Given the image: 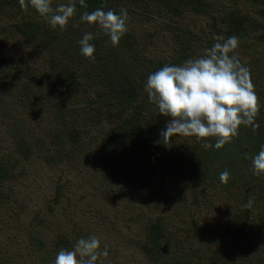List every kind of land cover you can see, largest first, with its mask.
<instances>
[{"label":"trees","instance_id":"16d2710c","mask_svg":"<svg viewBox=\"0 0 264 264\" xmlns=\"http://www.w3.org/2000/svg\"><path fill=\"white\" fill-rule=\"evenodd\" d=\"M67 2L53 0V7ZM86 5L82 7L76 0L75 15L64 30H60L53 29L32 7L22 8L19 0H0V100L10 91L20 103L31 95L36 110L43 107L46 99L48 104L54 105L60 100L56 97L60 94L96 91L97 97L91 102L94 107L90 114L85 113L79 120L75 119L68 131V138L75 146L74 141L90 136L88 131L92 127L101 128L104 121L109 124L102 129H106L105 138L97 136L96 140L90 142L94 144L95 141L103 140L100 163L94 164L93 175H89L91 178L87 183L89 204L96 205L101 199L100 202L112 211L113 202L121 201L119 187L114 186L125 178L130 181L133 193L143 191L152 204H162L176 213L181 212V216L186 212L188 218L191 214L190 204L178 201L186 190L180 195L175 194L182 188L181 178L188 173L198 178H194L195 182L215 185L219 194L230 198L237 205L226 235L229 242L222 249L215 248L223 253L221 262L209 264H229L235 259H239L238 264H264L263 247L259 246L256 256L253 251L242 254L247 231L255 224H258L256 231L259 244L264 243L263 214H252L264 202V175H254L251 165V157L264 144V49L256 43L258 41L264 45V0H86ZM101 7L105 11L112 9L117 13L121 8H126L128 19H132L139 28L154 24L164 37L161 42L171 48V54L165 59L150 58L141 48L142 43L133 31H127L114 47L98 26L79 19L82 13ZM190 18L201 20L203 25L200 28L190 27L186 21ZM86 32L94 35L91 43L96 48L95 59L80 53L78 41ZM229 35H236L239 39V47L235 51L250 59L248 62H240L248 67L257 94L259 111L255 122L258 127L254 131L251 126L241 125L238 135L220 149L204 146L205 140L214 144L215 138L197 139L194 136L191 150L182 153L173 142V137L164 143L161 131L170 117L160 114L158 108L149 102L144 83L150 73L164 65H180L187 59L203 56L205 49L217 42L215 37L222 40ZM247 39H251L254 44H248ZM17 40L44 55L46 61L39 69L41 74L32 69H23L21 64L25 66L27 63L24 57L19 58L18 62L13 60L20 55L14 45ZM28 82L31 89L23 87ZM54 107L59 114L62 113L60 106L55 104ZM13 127L19 130V134L15 135L18 136L15 148H10L12 155L2 154L0 148V231L11 220L14 223L20 221L24 212V206L12 193L16 185L22 184L24 174L20 173V169L30 161L31 142L28 137L22 136L24 129L20 119ZM54 135L53 143L58 146L62 134ZM132 153L133 158L130 157ZM70 154L48 157L47 163L50 167L69 158ZM136 155L144 158V161L138 162ZM129 164L134 166L133 169H125ZM16 167H19L18 171ZM225 170L229 171L230 178L227 183H221L219 174ZM67 187L66 183L55 186L51 200L55 199L59 208H64L69 202L77 204L83 195L79 193L77 198V189L66 192ZM193 187L196 190L197 184ZM249 188L253 192H244ZM208 196L206 190L200 195L196 193L194 202L205 204ZM252 198L254 200L250 205ZM53 209L56 207L47 204L39 213H50ZM156 220V227L151 233L152 244L146 250V261L150 264H192L193 255L200 249L183 233H166L159 226L160 219ZM188 220L192 221L193 217ZM44 227L40 225L29 232L31 242L27 247L35 248V253H38V259L31 264H54L56 252L61 248L53 245V250L46 249V242L40 233ZM87 232L84 225H79L75 236L78 239L88 237L90 234ZM3 242L6 243L5 240ZM115 258L110 263L104 261V264H123ZM8 259L6 254L0 253V263L8 264Z\"/></svg>","mask_w":264,"mask_h":264},{"label":"rangeland","instance_id":"374dc122","mask_svg":"<svg viewBox=\"0 0 264 264\" xmlns=\"http://www.w3.org/2000/svg\"><path fill=\"white\" fill-rule=\"evenodd\" d=\"M186 21L192 28H200L203 25V22L196 18H190ZM157 28L154 24L139 28V25L134 24L132 19H128V32L132 33L133 31L136 34L142 43L141 48L147 52L146 55L150 58L165 59L164 57L171 54L172 50L161 42L164 41V37ZM247 40L248 44H254L251 39ZM256 43L264 49L262 43L258 41ZM14 45L20 51V55L13 60L18 62L19 58L24 57L27 63L25 66L21 64V67L27 70L32 69L41 74L39 69L41 64L46 61L44 55L32 50V48H27L18 40L14 42ZM235 52L240 61L248 62L250 60L243 53ZM23 87L31 89L30 82ZM56 97L60 99L59 101L55 99V104L62 108L60 109L61 114L57 112L58 109L54 107L55 104H48V99L46 102L43 101L42 108L35 110L34 99H31V95L20 103L10 91V94H6L4 98L1 97L0 100L1 153L12 155L10 148L12 146L15 148V144L18 142H16L18 136L15 135L19 134V130H16L13 125L19 119L23 122L22 136L28 137L27 139L31 142H29L31 144L30 161L23 164L20 169V173L24 174L22 184L16 185L12 193V196L16 195L19 199L18 202L24 206V212L21 214L20 221L14 223L11 220L10 224L4 226L3 231H0V253L6 254L9 259L10 257L13 258V260L8 259L10 261L8 264H31L38 259L35 248L30 249L27 244L31 242L30 230L38 228L40 225L45 226L40 233L46 242L45 246L48 251L53 250V245L71 248L78 240V237L75 236L76 229L79 225H84L88 229V234L95 235L100 239L102 249L107 248L109 254L103 258L105 262L110 263L113 257H116L115 259L123 264H133L134 262L150 264L146 261L148 258L146 250L152 244L151 233L156 227V218L160 219L159 226L166 233L184 234L189 241H192L200 249L193 255L192 264L220 263L223 253L215 248L222 249V246L229 242L226 235L229 232L233 210L237 206L236 203L219 194L214 187L215 185H205V182L202 185L201 181H194V178L198 179L196 176L187 173L181 178L182 188L175 194L180 195L182 191L186 190L178 201L182 204H190L189 213L191 214L188 218L186 212H183L184 216H181V212L176 213L173 209L162 204H152L143 191L133 193L130 181L125 178L114 186L119 187L118 193L121 201L113 202L112 211L109 206L100 202L101 199L97 201L96 205H90L87 183L91 178L89 175H93L94 164L100 163V147L103 140L95 141L94 144H90V142L96 140L97 136L105 138L104 130L106 129H102L109 124L103 120L104 123L101 128L92 127L88 131L90 136L83 140L80 138L77 142L74 141V146V143L68 138V131L75 119L79 120L85 113L90 114V110L94 107L91 102L97 97L96 91L91 90L77 94L70 92V94H60ZM89 116L93 117V115ZM9 129L11 130L9 131ZM56 133L62 134L61 144L58 146L53 143V137ZM193 138L194 136L175 135L173 142L178 145L182 153H186L191 150L190 145L194 141ZM73 146L74 150H72ZM91 146L93 147L88 149ZM127 147L128 145L125 146V148ZM68 152L71 153L69 158L56 162L49 167L48 157L53 156L55 158L68 154ZM130 157L133 158L134 154H130ZM136 157L138 162L144 161L141 156L136 155ZM127 162L129 163L130 160ZM133 167L129 164L128 168L125 167V169L131 170ZM18 168L16 167V171ZM64 183L68 185L66 192L69 189L73 192L76 191L73 189H77L75 196L78 198L79 193L83 195L81 199H78L77 204L69 202L65 204L64 208H59L57 201L51 199L54 196L55 186L64 185ZM194 184H197L196 190L193 187ZM204 190L209 195L207 202L196 204L194 195L196 193L200 195ZM244 192L253 191L249 188L245 189ZM84 195L85 198L83 199ZM185 200L189 202L187 203ZM253 200L254 198L249 201L250 205H252ZM47 204H52L56 209L50 213L47 211L39 213L45 209ZM178 205L180 206V204ZM253 213L256 215L263 214L264 217V202L260 203ZM192 217V221L188 220ZM254 220L258 221V218L254 217ZM257 225L255 224L253 228L247 231V239L242 246L244 247L242 254L253 251L254 256H256L259 246L263 247L262 253H264V243L259 244L257 239ZM223 239L224 241H222ZM62 241L67 243L63 244ZM234 258H239V256ZM238 262L239 259H235L229 264H238ZM0 264L5 263L1 262Z\"/></svg>","mask_w":264,"mask_h":264},{"label":"clouds","instance_id":"9594fccd","mask_svg":"<svg viewBox=\"0 0 264 264\" xmlns=\"http://www.w3.org/2000/svg\"><path fill=\"white\" fill-rule=\"evenodd\" d=\"M87 7L86 0H78ZM22 8L30 6L38 15L45 18L53 28L64 30L75 15L76 0L58 3L53 0H19ZM89 25L98 26L108 36L112 45L119 44L128 31V11L121 8L119 13L102 7L84 12L79 18ZM92 32H86L78 41L80 53L95 59V45ZM216 41L205 54L190 58L180 65L166 64L150 73L144 83L149 102L153 103L160 114L170 117L161 131L163 141L180 136H195L197 139L215 138L211 144L205 140V148L220 149L238 135L239 128L251 126L259 111L257 94L250 79V71L235 55L239 47L236 35L226 36ZM254 175H264V144L251 157ZM229 171L219 174L221 183H227ZM107 248H101V241L95 235L79 238L71 248H61L54 264H104L108 256Z\"/></svg>","mask_w":264,"mask_h":264}]
</instances>
